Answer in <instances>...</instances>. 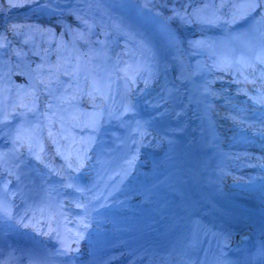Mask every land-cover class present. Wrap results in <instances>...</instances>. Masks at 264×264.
<instances>
[{
  "label": "bare ground",
  "instance_id": "obj_1",
  "mask_svg": "<svg viewBox=\"0 0 264 264\" xmlns=\"http://www.w3.org/2000/svg\"><path fill=\"white\" fill-rule=\"evenodd\" d=\"M0 2L4 6L9 0ZM262 7L263 4L256 8L257 18L264 14ZM143 18L153 25L156 34L128 17L118 19L131 44L141 47L149 58L152 75L148 81L133 84L127 92L122 90L115 101L108 97V88L98 69L81 70L91 83L85 101L94 100L101 107L92 112L83 110L80 124L85 125L95 116L104 122L100 138H93V149L77 151L78 156H83L84 151L88 153L89 161L93 162L87 181L75 176L67 166V159L61 160L65 174L52 167L44 176L35 167L26 165L19 155L26 143L12 137L9 131H0V150H5L0 151V160L4 161L1 170L16 174V170L18 173L22 169L41 179L56 207L57 204L75 207L86 198L100 195L95 205L101 215L96 216L99 219L88 236V245L77 256L80 264H110L113 258L114 264L124 260L131 261L130 264L148 261L155 264L170 258L175 264H187V258L203 263L220 249L224 239L237 237L242 230L251 233L254 241L228 250L231 264H264V168L253 170L250 167L253 163L245 160L264 162V97L236 95L245 94L249 84L256 88L264 86V74L257 72L260 85L245 74V82L235 77L243 70H256L249 63H242L241 69L238 63L230 64L232 58L237 59L242 53L247 59L252 57L244 52L247 49L244 42L232 40L229 55L221 56L216 67L197 78L186 49L168 22L153 12L143 13ZM207 21L218 24L212 18ZM70 44L75 54L80 55L71 35ZM127 68L135 73L129 65ZM216 69L227 73L237 87L224 80L219 88L215 87L214 79L219 75ZM1 70L0 84L4 81ZM138 86L140 89L135 91ZM204 91L211 96H203ZM138 101L147 104L150 112L135 126L145 115ZM3 110L0 98V117ZM75 116L74 111L70 117ZM235 117L243 120L239 126L246 129L236 125ZM91 126L82 129L92 130ZM137 132L143 136L141 143L131 137ZM136 158L146 167L137 166ZM1 193L0 242L9 244L11 249L23 241L37 242L39 236L15 221L32 213V206L28 207L29 193L11 188ZM13 203L15 208L10 210ZM189 208L197 217L187 225ZM5 209L11 219L3 215ZM41 216L38 211L36 220ZM172 241L180 248L163 253L161 244Z\"/></svg>",
  "mask_w": 264,
  "mask_h": 264
},
{
  "label": "rangeland",
  "instance_id": "obj_2",
  "mask_svg": "<svg viewBox=\"0 0 264 264\" xmlns=\"http://www.w3.org/2000/svg\"><path fill=\"white\" fill-rule=\"evenodd\" d=\"M20 2L13 3L23 6L13 7L10 3L3 6L0 2V30L5 33L0 39V69L4 75V81L0 84V98L4 108L0 117V131H9L12 137L26 143L25 149L19 150V155L27 165L35 167L41 174H45L47 168L40 159L36 160L35 155L39 157L43 155L45 158L46 154L41 143L42 118L52 130V134L51 131L47 134L50 137L49 141H55L56 133L53 129L57 124L53 123L51 118H54L61 128L68 123L75 129L78 121L70 117L71 113L75 111L79 116L83 110L92 112L99 109L93 105L94 100L85 102L86 94L91 88L85 85L86 80L81 73L82 68H85L83 60L69 47L70 32L75 36V41L81 49L86 52L88 65L92 69L97 68L99 75L104 77L108 97L112 99L114 95L115 101L120 98L122 90L127 92L133 84L148 81L152 75L149 59L136 46V49L131 48V40L123 32L119 16L128 17L153 34L157 31L143 18V13H160L173 27L184 25L174 16V10L179 11L181 16L186 15L191 18H198L200 15L205 21L209 19L207 16H210L214 22L223 20L227 24L223 30L218 28V23L214 24L211 30L219 29L213 35L210 36L211 32L208 33L206 28L205 36H196L203 40L200 47L204 54L196 50L195 53L189 52L186 49L195 76L199 78L207 70L216 67L221 56L227 54V50L232 46H230L232 40L244 42L247 47L244 52L252 57L247 59L243 53L241 56L237 55V59L229 56L232 58L230 64L238 63L239 69L242 68V63L254 64L256 71L264 74V63H261V60H264V39L260 36L259 27L255 25L256 19L252 17L258 10L255 8L256 10L253 11L248 6L252 0H226L224 4L222 0H102L101 3L98 0H21ZM262 16H264L263 12ZM172 26L171 29L178 40L184 44V38H181ZM197 29L194 23H188L186 28L189 34ZM116 41L120 45L119 48ZM128 65L132 71L138 72V75L130 73ZM216 72L219 75L215 76V87L219 88L222 80L237 87V83L233 82L223 70L216 69ZM244 74L257 81L260 80L256 72L250 73L246 70H243L241 75L236 73L235 77L243 79ZM203 83L210 86L208 81ZM139 87H136L135 91H138ZM262 87L256 88L249 84L244 91L245 94L241 95L237 92L236 95L241 98L245 95L253 98L257 95L264 97ZM31 90H40L42 100ZM203 93L205 97L210 95L209 91ZM138 105L144 107L145 115L135 123V126L147 118L150 112L147 104L138 101ZM93 120L92 131L84 128L77 132L100 138L104 122H100L96 117ZM242 121L235 117L236 125L244 128L239 126L242 125L240 124ZM61 128L58 129L60 134L64 133ZM262 155L264 156V152ZM245 160L253 163L250 166L253 170L264 168V162L256 163L255 160L248 158ZM57 161L62 162L60 155L56 156L53 164ZM134 162L137 166L146 167V164L138 158ZM88 168L89 164L85 162L81 171L84 176L79 175L80 179L85 180L88 175L90 176L92 170ZM228 187L233 186L228 184ZM148 209H151V206Z\"/></svg>",
  "mask_w": 264,
  "mask_h": 264
},
{
  "label": "trees",
  "instance_id": "obj_3",
  "mask_svg": "<svg viewBox=\"0 0 264 264\" xmlns=\"http://www.w3.org/2000/svg\"><path fill=\"white\" fill-rule=\"evenodd\" d=\"M176 1V0H174ZM223 4L226 2V0H222ZM264 4V3H263ZM158 13V12H157ZM161 17H163L165 19V21L168 22L169 25H171V23L167 20V18L158 13ZM205 15V14H203ZM210 15V14H207ZM183 17V19H181L180 17H178V19L180 20V22L184 25L176 26L174 25L173 29L177 32V34L181 37L184 38L185 42L184 44H182V46L186 49H188L189 52H195L199 51L202 54H204L203 50H201V45L200 43L203 42V40L201 38H197L199 35L205 36L206 34H204V29L207 28L208 33L211 32V34H209L210 36L213 35L214 33L218 32V30L215 31H211L214 28V24L212 25L209 21H205V19L203 17H201L200 15L198 16V18H191V17H187L186 15L181 16ZM179 23V22H178ZM188 23H194L196 24V26L198 27V29L192 33L189 34L186 30V28L188 27ZM221 25L220 29L223 30V28L227 27V24H225L224 22H220L219 23ZM222 34V33H221ZM197 36V37H196ZM197 38V40H195ZM187 39V40H186ZM193 41V42H189V41ZM193 44V45H192Z\"/></svg>",
  "mask_w": 264,
  "mask_h": 264
},
{
  "label": "snow or ice",
  "instance_id": "obj_4",
  "mask_svg": "<svg viewBox=\"0 0 264 264\" xmlns=\"http://www.w3.org/2000/svg\"><path fill=\"white\" fill-rule=\"evenodd\" d=\"M9 3L11 6L13 7H19V6H23L21 4H16L13 3L12 0H9ZM264 3V0H260V2H257V0H252V3H250L248 6L251 10H255V8L260 7L261 4ZM174 16L176 17H180L181 19H183V17H181V14L179 11H175L174 10ZM15 27V26H14ZM261 63H264V60H261ZM31 150V149H30ZM77 207H80V205H77ZM3 215L7 216L9 219H11V215L7 212V210L5 209L3 212ZM27 215V213H26ZM23 220V217L20 218V220L17 221V223H20ZM28 224H25L24 227H28ZM89 227V224L85 218V220L81 221L78 225L77 228H84L87 229ZM47 234V233H44ZM58 235V234H57ZM62 245H63V241H61ZM72 251L73 249L71 248V245L69 244L65 250L63 252L61 251H57V255H64V256H68L69 257V264H71V260H72Z\"/></svg>",
  "mask_w": 264,
  "mask_h": 264
}]
</instances>
